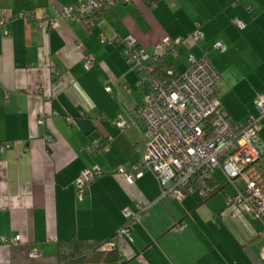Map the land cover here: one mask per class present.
<instances>
[{
  "label": "crops",
  "instance_id": "crops-1",
  "mask_svg": "<svg viewBox=\"0 0 264 264\" xmlns=\"http://www.w3.org/2000/svg\"><path fill=\"white\" fill-rule=\"evenodd\" d=\"M75 3L0 0V146L11 145L0 150V264H57L69 241H111L119 264H264V225L251 221L250 233L220 219L232 193L178 202L162 199L146 170L132 182L117 172L132 171L145 141L141 121L124 131L112 121L136 117L149 82L136 86L140 75L123 44L100 42L102 35L132 36L150 54L164 37L182 39L178 58L167 54L166 60L181 73L188 57H206L220 76L223 111L243 125L264 97V0H120L94 15L88 30L59 20L46 33L18 17L29 10L53 16ZM196 24L203 35L198 43L190 38ZM218 43L224 50L214 48ZM84 55L93 59L90 69ZM259 138L264 144V116ZM96 140L106 142L107 151L92 153ZM93 166L103 175L77 201L75 182ZM141 205L147 213L121 236L123 210L137 213Z\"/></svg>",
  "mask_w": 264,
  "mask_h": 264
},
{
  "label": "built area",
  "instance_id": "built-area-1",
  "mask_svg": "<svg viewBox=\"0 0 264 264\" xmlns=\"http://www.w3.org/2000/svg\"><path fill=\"white\" fill-rule=\"evenodd\" d=\"M120 0H76L72 6L61 7L50 16L43 11H23L18 17L33 22L39 32H48L56 27L59 20L75 21L85 30L91 27L94 15L103 13L107 7L114 6ZM125 3L131 0H123ZM155 0H149L152 5ZM233 25L241 30L243 23L232 19ZM2 22L0 21V26ZM190 38L198 43L203 35L200 25ZM101 43H120L124 53L140 78L137 87L149 82L144 104L136 117L129 120L119 116L112 125L124 131L142 122L144 151L140 162L131 172L122 167L117 172L125 175L129 182L141 175L142 170L150 172L160 188V197L182 201L189 195L205 198L211 191L209 182L216 180L215 172L220 170L234 188V194L227 197L226 205L220 213L222 222L231 221L242 229L254 233L251 221L264 222V177L259 168L264 149L259 138L261 119L264 116V97H259L255 105L256 114L245 124L232 123L221 107L218 98L220 76L206 57H189L188 68L179 74L168 70L158 75L155 66L162 55L169 54L178 58L177 47L182 39L164 37L153 46L148 54L132 36H116L112 39L102 35ZM216 50H224L218 43ZM83 66L90 69L93 59L83 56ZM109 91V89H107ZM43 122L42 120L40 121ZM11 148L9 143L0 146L1 152ZM107 145L94 141L92 153L107 151ZM103 175L98 166L85 168L75 182V198L82 201L88 186ZM147 206H139L138 212L123 210L127 220L120 235L127 237L133 223L140 221V215L147 213ZM182 230V225H177ZM264 237V229L261 234ZM37 257L36 252H32ZM260 258L264 262V245L260 249Z\"/></svg>",
  "mask_w": 264,
  "mask_h": 264
},
{
  "label": "trees",
  "instance_id": "trees-1",
  "mask_svg": "<svg viewBox=\"0 0 264 264\" xmlns=\"http://www.w3.org/2000/svg\"><path fill=\"white\" fill-rule=\"evenodd\" d=\"M168 70H172L176 75L179 74L173 64L166 60L165 54L162 55L156 63L155 72L158 75H165ZM262 145L264 148L263 143ZM261 157L262 158L259 161V168L261 169L264 177V149L261 152ZM209 188L211 191L203 199L211 198L218 193H222L224 190V187L219 184L217 178L216 180L209 182ZM233 194H230L227 197L232 196ZM262 224L264 225V222ZM109 243L112 242L98 243L93 246H85L79 241H69L63 243V246L61 245L60 248L57 264H119L120 257L118 252L115 248L110 247L111 244Z\"/></svg>",
  "mask_w": 264,
  "mask_h": 264
},
{
  "label": "rangeland",
  "instance_id": "rangeland-1",
  "mask_svg": "<svg viewBox=\"0 0 264 264\" xmlns=\"http://www.w3.org/2000/svg\"><path fill=\"white\" fill-rule=\"evenodd\" d=\"M170 56V55H169ZM177 59V58H176ZM207 59V58H206ZM183 60V56L179 59V61H182ZM188 60H189V57H188ZM208 60V59H207ZM170 61H173V58L170 56ZM177 60H174V63H176ZM179 63V62H178ZM220 85V84H219ZM219 91V89H218ZM218 94V93H217ZM218 98H219V95H218ZM215 175H216V178L219 182V184L221 186L224 187V192H228V193H234V188L229 184L227 178L222 174V172L220 170H217L215 172Z\"/></svg>",
  "mask_w": 264,
  "mask_h": 264
}]
</instances>
